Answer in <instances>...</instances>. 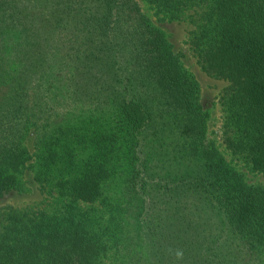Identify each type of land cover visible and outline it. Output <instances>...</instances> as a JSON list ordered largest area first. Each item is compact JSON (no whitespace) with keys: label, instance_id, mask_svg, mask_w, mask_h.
I'll return each mask as SVG.
<instances>
[{"label":"trees","instance_id":"1","mask_svg":"<svg viewBox=\"0 0 264 264\" xmlns=\"http://www.w3.org/2000/svg\"><path fill=\"white\" fill-rule=\"evenodd\" d=\"M144 1L194 24L264 174V0ZM181 57L142 0H0V199L27 170L51 199L1 211L0 264H264V181Z\"/></svg>","mask_w":264,"mask_h":264},{"label":"rangeland","instance_id":"2","mask_svg":"<svg viewBox=\"0 0 264 264\" xmlns=\"http://www.w3.org/2000/svg\"><path fill=\"white\" fill-rule=\"evenodd\" d=\"M144 10L149 14L156 24L162 27L174 49L182 53V64L184 68L194 76L200 87V101L204 109L208 112L207 134L210 140L215 142L234 166L243 171L246 178L251 182L264 181V174L253 171L244 155L233 152L227 148L225 138L234 136V126L232 112L230 110V100L228 97V86L230 82L214 77L207 73L200 62L198 53L191 48V31L194 24L188 17L181 20H158V16L147 1L142 0ZM199 8H201L199 6ZM29 143L32 145V139ZM24 189L13 191L0 199V220L3 215L1 211L8 206L27 207L34 206L39 208L48 207L50 200L48 194L44 192L40 184L34 179L30 170L24 174ZM110 259L107 261L109 262ZM111 261V260H110Z\"/></svg>","mask_w":264,"mask_h":264}]
</instances>
